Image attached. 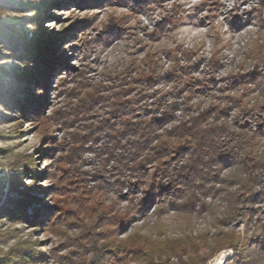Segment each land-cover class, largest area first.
<instances>
[{
  "label": "rangeland",
  "instance_id": "1",
  "mask_svg": "<svg viewBox=\"0 0 264 264\" xmlns=\"http://www.w3.org/2000/svg\"><path fill=\"white\" fill-rule=\"evenodd\" d=\"M11 1L0 7V264H237L264 242V207L230 218L251 149L264 187V0H46L39 21L17 4L30 0ZM10 27L26 39L9 40ZM166 105L179 110L168 130L208 110L228 130L222 181L171 196L189 151L142 175L125 166L124 123ZM231 238L236 250L216 252Z\"/></svg>",
  "mask_w": 264,
  "mask_h": 264
},
{
  "label": "trees",
  "instance_id": "2",
  "mask_svg": "<svg viewBox=\"0 0 264 264\" xmlns=\"http://www.w3.org/2000/svg\"><path fill=\"white\" fill-rule=\"evenodd\" d=\"M11 0H0L1 10L4 12L11 9ZM15 3V2H14ZM17 3V2H16ZM25 11L30 10L33 12L35 20H42L45 16L44 11L47 9L46 0H30V1H21L17 3ZM9 5V6H8ZM6 25H0V32L5 30ZM10 29V38L12 42L19 44L23 42V37L26 36L22 31ZM26 39V37H24ZM34 46L45 47L49 49L45 51L48 54H51V51H54L55 45L53 39H49L44 36H35ZM11 43V41L9 42ZM50 43V44H49ZM40 50H43L40 49ZM29 53V52H28ZM160 105L156 108L162 109ZM177 105H166L162 110L163 112L159 115L155 114L152 119L144 120L141 122H135L132 124L124 123V129L127 128L132 131V136L134 137L133 142L131 143L132 148L129 151L128 156L130 160H126V167L131 165L136 171L142 172L149 166L152 162H163L172 152L176 151V154L181 152L184 154L186 151L190 152V157L185 162L184 166L179 169H174L171 177H176V186L169 189H174L172 192H169L171 196L181 194L183 191H190L196 179L198 180H210L214 183H219L221 180V172L233 158L229 155L228 145L225 147V137L229 135L228 130L223 126H216V123L210 124L209 120L213 119L211 116L213 110L205 111L200 116L193 118L190 122L175 126L171 130H168V127L173 123V113H176ZM209 124V127L206 125ZM124 131L119 132V134L124 133ZM121 138L116 136V143L119 144ZM113 140V143L115 142ZM180 141H184L183 145H179ZM252 142L253 140L250 139ZM175 155H171L172 158ZM243 161L245 160L244 170L247 173V178L238 184V191L234 193V201L231 206V216L233 219H236L238 216V209L241 206H247L246 218L254 220V218H259V213L262 212L261 207H264V187L260 190H257L261 185L259 184L257 177L255 176L254 169L261 164V157L258 153L248 151V153L242 154ZM163 170V169H161ZM164 174H170L169 170L164 171ZM157 189V188H155ZM155 190L152 193L150 198H146L145 207H148L151 204H158L161 201V193ZM164 192V191H162ZM168 192V191H167ZM168 193V194H169ZM160 195V196H158ZM179 197H176L178 200ZM193 197V196H191ZM190 203L193 205L194 202L192 198H188ZM175 200V201H176ZM173 204L175 202H172ZM175 206V205H174ZM263 213V212H262ZM262 216V215H261ZM260 216V217H261ZM264 217V216H262ZM264 231V228H263ZM226 243V242H225ZM238 242L236 238H231L226 244L221 246L216 250L220 251L226 248H238ZM246 254L240 259V262L237 264H263L264 259V242L257 243L254 248H246ZM207 259H210L208 257Z\"/></svg>",
  "mask_w": 264,
  "mask_h": 264
},
{
  "label": "bare ground",
  "instance_id": "3",
  "mask_svg": "<svg viewBox=\"0 0 264 264\" xmlns=\"http://www.w3.org/2000/svg\"><path fill=\"white\" fill-rule=\"evenodd\" d=\"M216 264H222V262L220 261V262H218V263H216Z\"/></svg>",
  "mask_w": 264,
  "mask_h": 264
}]
</instances>
